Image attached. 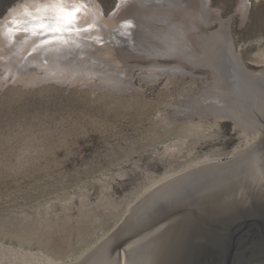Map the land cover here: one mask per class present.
<instances>
[{
    "label": "rangeland",
    "instance_id": "1",
    "mask_svg": "<svg viewBox=\"0 0 264 264\" xmlns=\"http://www.w3.org/2000/svg\"><path fill=\"white\" fill-rule=\"evenodd\" d=\"M121 1L0 0L1 264H79L165 176L258 138L215 70L264 74V0Z\"/></svg>",
    "mask_w": 264,
    "mask_h": 264
},
{
    "label": "water",
    "instance_id": "2",
    "mask_svg": "<svg viewBox=\"0 0 264 264\" xmlns=\"http://www.w3.org/2000/svg\"><path fill=\"white\" fill-rule=\"evenodd\" d=\"M215 87L257 140L161 185L79 264H264V74L226 58Z\"/></svg>",
    "mask_w": 264,
    "mask_h": 264
},
{
    "label": "bare ground",
    "instance_id": "3",
    "mask_svg": "<svg viewBox=\"0 0 264 264\" xmlns=\"http://www.w3.org/2000/svg\"><path fill=\"white\" fill-rule=\"evenodd\" d=\"M121 1V0H120ZM128 1V0H127ZM152 1V0H151ZM179 1V0H178ZM56 2V1H55ZM121 2H124V0H122ZM168 2H169V0H168ZM174 3H176L175 1H174ZM54 4L55 3H53V4H49L50 5V7L51 8H54ZM53 5V6H52ZM173 5V4H172ZM29 7V6H28ZM205 7L207 8V9H209V0H205ZM75 9V8H74ZM55 11V10H54ZM66 12V11H65ZM59 13V12H58ZM68 13V12H67ZM53 14V13H52ZM57 14V13H56ZM58 15V14H57ZM61 18H62V15H61ZM144 18V17H143ZM33 19V18H32ZM54 17H49V16H44V17H42V20H43V22H42V24H44V25H46V26H49L50 28H53V23H54ZM57 20V19H56ZM31 21V20H30ZM59 21H60V19H59ZM35 22V21H34ZM38 22V21H37ZM40 23V22H39ZM59 23H61V22H58V24ZM57 24V23H56ZM30 25V24H29ZM41 25V24H40ZM33 26V25H32ZM38 26H39V24H38ZM37 26V27H38ZM29 27V26H28ZM35 27V26H34ZM40 27V26H39ZM43 27V26H42ZM25 28H27V27H25ZM191 28V27H190ZM29 29V28H28ZM41 29V28H40ZM192 29V28H191ZM46 30H47V28H46ZM39 32V31H38ZM55 32V31H54ZM50 33H52V32H50ZM40 34V33H39ZM49 34V33H48ZM186 40V39H185ZM181 41V40H180ZM5 44V43H4ZM177 44V43H176ZM180 44H181V42H180ZM179 45V44H178ZM73 48V47H72ZM144 48H146L145 46H144ZM170 48H172V47H169V49ZM179 48H181V49H179ZM178 49L181 51V52H183L185 55H186V57H191V59L192 58H195V54H196V50H195V48H194V46H193V44L191 43V42H189V41H186V44H183V46L182 47H179ZM177 49V50H178ZM165 51V50H164ZM196 51V52H195ZM234 51V50H233ZM230 54V53H229ZM158 55V54H157ZM197 55V54H196ZM239 58V57H238ZM62 63V62H61ZM168 67V66H167ZM66 68V67H65ZM74 68V67H73ZM171 68H176V69H183V68H181V66H173V67H169V69H171ZM80 70V69H79ZM91 71V70H90ZM47 75V74H46ZM129 76V75H128ZM127 77V76H126ZM71 78V77H70ZM128 78V77H127ZM133 78V77H132ZM60 81V80H59ZM67 81V80H66ZM116 81V80H115ZM118 81V80H117ZM116 81V82H117ZM129 82V81H128ZM108 83H109V81H108ZM115 83V82H114ZM118 83H120V82H118ZM116 84V83H115ZM121 84V83H120ZM124 84V83H123ZM112 85V84H111ZM114 85V84H113ZM116 86V85H115ZM118 86V85H117ZM126 86V85H125ZM127 87V86H126ZM125 87V88H126ZM124 88V89H125ZM123 89V90H124ZM217 93V92H216ZM202 94V93H201ZM215 103V102H214ZM222 108V107H221ZM224 108V107H223ZM214 109V108H213ZM222 110V109H221ZM217 120V119H216ZM242 120V119H241ZM180 142V141H179ZM241 151H243V150H237V152L235 153V154H237V153H239V152H241ZM234 154V155H235ZM213 162H216V160H208V161H205V162H203V163H201V164H199L198 166H194L193 168H191V169H188V170H185L184 172H181L180 174H179V176H181V175H183V174H185V173H187V172H189V171H191V170H194V169H196V168H199V167H202V166H205V165H208V164H210V163H213ZM176 175V174H175ZM174 175V176H175ZM172 176V175H171ZM171 176H165V178H163L159 183L161 184L162 183V185L164 184V183H166V182H168V181H170L171 180ZM178 176V175H177ZM173 179V178H172ZM157 182H158V180H157ZM152 186V185H151ZM157 186V185H156ZM154 187V186H153ZM152 188V187H151ZM154 189H156V187L154 188ZM146 190V189H145ZM150 190H152V189H150ZM144 194V193H143ZM142 194V195H143ZM149 194V193H148ZM144 197V196H143ZM141 198V197H140ZM138 201H140V200H138ZM115 231V230H114ZM113 231V232H114ZM112 232V233H113ZM111 233V234H112ZM106 237H108V236H106ZM106 239V238H105ZM103 241H104V239H103ZM101 242V241H100ZM1 245V244H0ZM2 246V245H1ZM4 246V245H3ZM5 247V246H4ZM13 247V246H12ZM96 248H98V247H96ZM1 250V249H0ZM4 250H6V248L4 249ZM93 250V249H92ZM7 251V250H6ZM15 251V250H14ZM13 251V252H14ZM1 252V251H0ZM9 252V251H8ZM25 252V251H24ZM92 252H94V251H92ZM12 253V252H11ZM16 253H17V251H16ZM19 253V252H18ZM21 253V252H20ZM32 253H33V251H32ZM88 253V252H87ZM91 253V252H90ZM89 253V254H90ZM22 255H24L23 257H26V259H27V257L28 258H31L32 259V257H30L28 254H22ZM22 255L20 254V256L22 257ZM2 256H7V255H2ZM1 256V257H2ZM11 256V259L13 258V256L12 255H10ZM16 256H18V255H16ZM38 256V255H37ZM3 258V257H2ZM14 258H16V257H14ZM34 258V257H33ZM36 258H38V257H36ZM7 259H9V263H7V264H16V262H15V260L14 261H10V257L8 258L7 257ZM18 259V258H17ZM16 259V260H17ZM23 259V258H22ZM35 259V258H34ZM44 259V258H43ZM81 259H82V257H81ZM19 260H20V258H19ZM79 260V259H78ZM84 260V259H83ZM1 261V260H0ZM22 261V260H21ZM28 261V260H27ZM31 261H33V260H31ZM30 261V262H31ZM36 262H38L37 260H35ZM43 261H45V260H43ZM20 262V261H19ZM24 262V260L22 261V264H25V263H23ZM26 262V261H25ZM34 262V261H33ZM35 262V263H36ZM73 262V261H72ZM78 262H81V261H78ZM44 263V262H43ZM43 263H40V264H43ZM1 264V263H0ZM37 264V263H36ZM75 264V263H74Z\"/></svg>",
    "mask_w": 264,
    "mask_h": 264
}]
</instances>
